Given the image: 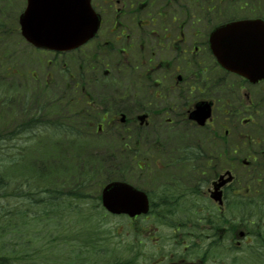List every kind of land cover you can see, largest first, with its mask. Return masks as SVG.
<instances>
[{
	"label": "flooded vegetation",
	"instance_id": "1",
	"mask_svg": "<svg viewBox=\"0 0 264 264\" xmlns=\"http://www.w3.org/2000/svg\"><path fill=\"white\" fill-rule=\"evenodd\" d=\"M91 3L93 38L36 49L40 92L57 87L77 111L68 133L115 135L132 151L151 213L180 223L172 264H264V0ZM238 20L254 21L247 76L217 55L227 37L217 29Z\"/></svg>",
	"mask_w": 264,
	"mask_h": 264
},
{
	"label": "rangeland",
	"instance_id": "2",
	"mask_svg": "<svg viewBox=\"0 0 264 264\" xmlns=\"http://www.w3.org/2000/svg\"><path fill=\"white\" fill-rule=\"evenodd\" d=\"M25 5L26 0H0V6L7 8L6 10L10 19L12 18L8 22L11 21L13 23L14 21L12 26L15 28L18 24L19 13L24 9ZM19 36L22 39H19ZM19 36L17 34L9 36L8 45L2 48L8 57H6V62L3 63L0 70L2 78L0 79V98L6 100L5 104H12L13 107H5L4 109L0 107V149H2L0 156L3 160H7L3 173L4 179L10 183V193L8 197H0V204L4 208L8 207V209H12L22 202L21 208L26 211L27 217H30L34 212L39 213L42 210L40 208L45 206L43 201L38 204L40 198L45 196V193H38L36 205L29 208L27 203L30 200L19 197V194H17L19 191L16 188V183L21 179H30L32 184L37 186L50 180V177L44 174L56 172V181L65 183L72 182L80 177L86 178L84 175L86 171L93 172L87 176L93 185L91 190H86L89 192L86 193L85 197L76 198L74 196L71 198L66 194L64 196L52 197V202L49 203V212H45L48 223H42L41 220L40 224L36 222V224H32V227L36 225L35 227L40 230L35 235L36 237L30 239L27 244V246L32 248V254H38L40 251L39 249L34 251L35 244H37L36 240L47 234L52 235L51 237L56 235V231L54 230L63 226V222L58 219V216L60 217L61 213L66 211L72 215L70 227L69 223L65 226V231L69 232L70 235L74 236L81 233L84 227V218L88 221L89 225L95 223L101 230L105 231V233L107 232L106 236L108 240H104L105 236L102 233L103 240L100 241L96 249L99 259L102 260L104 257H107L114 261L116 258L123 260L121 256V252L123 251L120 249L121 246L123 247L126 244L137 247L136 250L138 252L136 256L138 264H172V262L178 259L180 255L179 251L184 249V246L178 247L175 251L179 253H173L176 246L172 245V238L179 233L175 230L180 224L177 221L176 215L168 216L151 213L146 217L140 216L137 219H130L127 216L107 214L106 210L102 208L100 199L102 187L100 189V184L103 186L110 177L119 179L124 176L136 185L144 188L150 186L148 177L146 176L147 172L137 170L134 167L136 163L131 162L126 157L129 156L128 153L131 151L126 153V151L116 148V144L118 143L117 136L88 135L87 137L66 139L62 134L57 133L59 132L57 129L53 131L51 136H45L38 132L40 131L42 122L45 121H34L32 119L29 121L30 124L26 125L25 120L33 117L28 115L22 117L20 113L21 104L23 105L24 103L30 110H33L37 97L42 98L43 94L40 92L39 83H36V79H42L43 75H46L47 67L44 58L41 62L38 59V56L41 55L37 56L24 41L23 37ZM26 95L27 99L25 98ZM26 101H29V104H26ZM19 118L24 120V127L19 123L21 122ZM48 119L39 116V120ZM54 122L56 120L51 119L43 123V125H50L55 128ZM55 133L57 134L55 135ZM21 145L27 148L15 156ZM1 146H4V148ZM10 155L13 159H10ZM129 162L132 165L127 164ZM108 173L110 174L107 175ZM46 184L48 185V183ZM37 190L40 191V189L32 191L36 192ZM65 192L69 193L70 191L65 189ZM51 212H54V215ZM92 212H95L96 216H88L91 220L82 215L85 214L87 216V214ZM103 213L106 215L104 216ZM162 215L165 216L164 220H161ZM9 223L11 226L14 224V222ZM19 224L21 228L31 227L30 224L23 225L20 222ZM46 226H49V228H45ZM8 241L12 244L24 242L20 236L9 237ZM74 247V245L71 246L72 250L70 254H76L77 250ZM60 256H62V253L58 254L55 250L41 252L37 256H32L26 264H49L46 263L47 259H50V262L55 260L60 261ZM256 259L258 258L253 257L252 261L243 260L244 262H249L247 264H262L256 261Z\"/></svg>",
	"mask_w": 264,
	"mask_h": 264
},
{
	"label": "trees",
	"instance_id": "3",
	"mask_svg": "<svg viewBox=\"0 0 264 264\" xmlns=\"http://www.w3.org/2000/svg\"><path fill=\"white\" fill-rule=\"evenodd\" d=\"M8 19L9 15L7 14V10L0 6V70L5 61L4 57H7L2 48L8 45L7 31L11 28V26L8 25L6 29V22ZM0 100V107H2V109H4L5 107H9V105L4 103V100ZM2 148H4V146ZM25 149L26 148H22L20 146L18 148V152L15 153V156H17L20 151H23ZM1 150L2 149H0V154L2 153ZM4 152H6V150H4ZM10 159H13L11 155ZM6 161L7 160H3L0 156V197H8L10 193V183L4 179L5 176L3 173V169L6 168ZM92 173L93 172L91 171H86L84 173L86 178L80 177L73 180L72 182L65 183L56 181V172H52L51 174H44L45 176L50 177V180L46 182L48 183V185L46 183H41L40 185L34 186L30 179H21L19 182H17L16 188L19 191L17 192V194H19V197L30 200L27 203L29 208L33 205H36L38 201L37 195L38 193L40 194L42 192L45 193V196H42L40 198L38 204L43 201V203H45V206L43 208H40L42 210L39 213L34 212V214H32L33 216L31 215L30 217H27L26 211L21 208L22 202H20L17 206H14L12 209H8V207L4 208V206L0 204V220H2L0 221V264H5V262H7V264H26L27 261L32 258V256H37L41 252H49L50 250H55L58 254L61 252L62 256H60V261L55 260L50 262V259H47L46 263L49 264H138L136 256L138 252L136 250L137 247L126 244H124L123 247L121 246L120 249L123 251L121 252L123 260L116 258V260L114 261L107 257H104L102 260L99 259L96 254V249L98 248L100 241L103 240L102 233H104L105 236L104 240H108V237L106 236L107 232L105 233V231L101 230L100 227L95 223L89 225L88 221L84 218V227L83 230H81V233L77 235L75 234L74 236L70 235L69 232L65 231V226L67 223H69L70 227L72 215L66 211L62 212L60 217L58 216V219L63 222V226L54 230L56 231L55 236L51 237L52 235L50 236L49 234H47L42 236L39 240H36L37 244H35L36 247H34V251L39 249L40 251L38 252V254H32V248L27 246L30 239L35 238L37 232L40 231L35 227L36 225L32 227V224H40L41 220L42 223H48V220H46L45 212H49L48 208L49 203L52 202V197L64 196L65 194L69 195L71 198H73L74 196L76 198L83 197L87 192H89L86 190H91L92 188L93 183H90L87 178V176L91 175ZM109 174L110 173H108L107 175ZM34 189H40V191L37 190L36 192H33L32 190ZM65 189H68V191L70 192L66 193ZM51 214L54 215V212H51ZM79 214L81 215V213ZM82 215L88 220H91L88 216H96L95 212L87 214V216L85 214ZM43 217L45 218L43 219ZM9 222H14L13 226H11ZM19 222L23 225L30 224L31 227L21 228ZM45 228H49V226H46ZM12 236H20L21 238H23L24 242H15L12 244L8 241V238ZM72 243L75 246V250H77L76 254L74 255L70 254L72 250L71 246H73ZM64 253L67 255H65Z\"/></svg>",
	"mask_w": 264,
	"mask_h": 264
},
{
	"label": "water",
	"instance_id": "4",
	"mask_svg": "<svg viewBox=\"0 0 264 264\" xmlns=\"http://www.w3.org/2000/svg\"><path fill=\"white\" fill-rule=\"evenodd\" d=\"M23 35L37 46L70 49L92 37L99 25V18L90 0H28L20 15ZM250 22L238 21L222 28L231 32L232 48L221 51L225 66L245 75L248 71V38L245 32ZM103 203L113 213L130 216L146 213L149 209L147 194L133 185L114 181L103 189Z\"/></svg>",
	"mask_w": 264,
	"mask_h": 264
}]
</instances>
